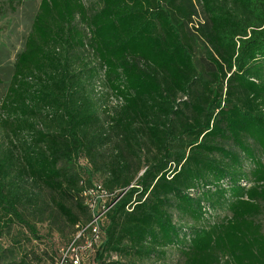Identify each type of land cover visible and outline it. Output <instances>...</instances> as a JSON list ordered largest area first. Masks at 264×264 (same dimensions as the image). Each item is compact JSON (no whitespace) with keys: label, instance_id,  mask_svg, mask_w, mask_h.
Instances as JSON below:
<instances>
[{"label":"trees","instance_id":"16d2710c","mask_svg":"<svg viewBox=\"0 0 264 264\" xmlns=\"http://www.w3.org/2000/svg\"><path fill=\"white\" fill-rule=\"evenodd\" d=\"M101 84L119 101L105 122ZM0 109L21 136L0 146V239L14 220L32 228L23 184L46 190L75 233L91 221L83 193L100 184L112 199L82 264L168 247L184 264H264V0H99L91 13L40 0ZM111 137L109 176L91 184ZM218 208L229 216L214 220Z\"/></svg>","mask_w":264,"mask_h":264},{"label":"rangeland","instance_id":"374dc122","mask_svg":"<svg viewBox=\"0 0 264 264\" xmlns=\"http://www.w3.org/2000/svg\"><path fill=\"white\" fill-rule=\"evenodd\" d=\"M82 1L90 13L99 6V0ZM39 3L40 0H0V106L12 75L15 56L23 48ZM197 8L200 11L198 6ZM78 25L79 29L83 30L84 26L79 23ZM193 45L195 61L199 68L206 73L207 63L202 43L194 41ZM74 52H78V50H74ZM84 52L79 51L82 55ZM86 58H89V55ZM77 65L76 63L74 66ZM96 95V101L100 102L97 112L101 120L105 122L104 110L110 109L112 113L115 108H118L119 101L110 95L102 84L100 89L96 88ZM3 115L0 109V146L2 151H5L11 143L19 144L21 136L14 135L10 127L4 124ZM117 143L116 138L111 137V141L105 145L106 151L100 153L96 158L95 167H92L89 162L88 169L92 172L91 184L96 182L103 184L108 178L109 174L105 167L109 162L108 154L110 148L113 149ZM224 146L229 148L227 143ZM85 164L84 161L80 163V165ZM249 167L248 163L244 164L245 170H248ZM74 170L77 171L78 168L76 167ZM81 178L86 181V174L82 172ZM20 188L25 194V201L22 202L23 207L19 211L32 228L17 223L12 217L13 224L3 230L0 239V264H60L65 249L76 234L75 230L70 228L59 215L52 203L53 197L46 190L29 183L23 184ZM212 215L216 221L229 216L224 209L219 208L213 211ZM173 219L178 223L179 220L175 213ZM83 220L82 218L81 221L84 222ZM259 221L264 226V214ZM184 222L187 223V221ZM163 253L153 255L148 259L144 258L138 264H184L178 248L168 247ZM109 260L120 259L113 256ZM105 261L108 262L107 258ZM121 262L124 263L126 260L121 259Z\"/></svg>","mask_w":264,"mask_h":264},{"label":"built area","instance_id":"2783aa9c","mask_svg":"<svg viewBox=\"0 0 264 264\" xmlns=\"http://www.w3.org/2000/svg\"><path fill=\"white\" fill-rule=\"evenodd\" d=\"M84 204L91 213V221L85 226H76L77 233L74 240L65 249L63 260L68 257L71 264H82L85 254L91 252L94 246L102 242L100 223L109 210L106 205L111 201L112 194L104 191L100 184L83 193Z\"/></svg>","mask_w":264,"mask_h":264}]
</instances>
